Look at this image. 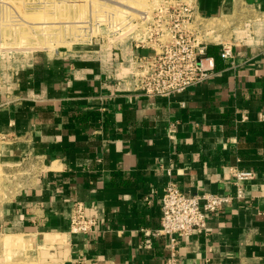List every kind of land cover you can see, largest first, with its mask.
I'll return each mask as SVG.
<instances>
[{
  "label": "crops",
  "instance_id": "0c3cea01",
  "mask_svg": "<svg viewBox=\"0 0 264 264\" xmlns=\"http://www.w3.org/2000/svg\"><path fill=\"white\" fill-rule=\"evenodd\" d=\"M191 4L203 21L254 18L260 35L232 45L228 60L222 43L208 45L212 75L182 93L142 95L91 47L35 51L1 84V162L36 164L0 206L7 245L21 238L34 263L166 264L167 241L143 249L140 230L160 226L167 182L190 195H233L237 169L254 173L244 197L180 238L177 264H264V0ZM74 202L96 218V233L69 232Z\"/></svg>",
  "mask_w": 264,
  "mask_h": 264
},
{
  "label": "rangeland",
  "instance_id": "374dc122",
  "mask_svg": "<svg viewBox=\"0 0 264 264\" xmlns=\"http://www.w3.org/2000/svg\"><path fill=\"white\" fill-rule=\"evenodd\" d=\"M176 1L0 0V86L10 78L18 62L25 64L35 51H45L52 56L57 50L91 47L95 51L100 49L96 55L107 63L117 48L125 49L134 44L150 46L151 40L158 37L163 41L168 35L157 32L163 20L155 14L162 6L178 4ZM145 13L148 20H145ZM245 14L248 15L247 12ZM252 20L254 18L249 17L198 20L196 27L207 45H235L260 35ZM124 54L126 56L127 52ZM125 72L122 68L121 74ZM1 161L0 206L13 196L12 193H16L19 184L26 182L25 178H33L36 169L32 159L28 164H22L19 170H15L17 167H4ZM24 166L26 170H23ZM8 187H11L9 192ZM5 238L0 228V264H53L51 260L44 261L43 255L39 262L34 263L29 260L32 255H23L26 245L21 238L19 244L13 245H7ZM21 255L23 258L17 259Z\"/></svg>",
  "mask_w": 264,
  "mask_h": 264
},
{
  "label": "built area",
  "instance_id": "2783aa9c",
  "mask_svg": "<svg viewBox=\"0 0 264 264\" xmlns=\"http://www.w3.org/2000/svg\"><path fill=\"white\" fill-rule=\"evenodd\" d=\"M176 2L178 4L162 6L156 11L155 16L163 20L157 32L168 35L163 41L158 37L151 40L150 46L131 45L136 50H148L147 54L130 52L125 58L117 48L110 56V61H115L120 70L129 69L121 79L129 73L133 89L146 97L167 98L205 82L212 75V58L206 53L208 45L196 27L201 19L191 0ZM145 15V20H148V15ZM219 55L223 60L230 59L232 45L222 44ZM231 175L235 186L233 195H190L168 181L160 197V226L154 230H140L143 235L141 248L151 249L155 240L165 239L169 250L166 264H177L179 239L202 233L211 215L219 212L225 204L244 197L243 184L254 177L249 170L232 169ZM97 230L96 218L86 215L81 202H74L69 210V232L94 234Z\"/></svg>",
  "mask_w": 264,
  "mask_h": 264
},
{
  "label": "trees",
  "instance_id": "16d2710c",
  "mask_svg": "<svg viewBox=\"0 0 264 264\" xmlns=\"http://www.w3.org/2000/svg\"><path fill=\"white\" fill-rule=\"evenodd\" d=\"M206 53H207V55H209V56H213V57H215V54H214L212 48H209V47H208Z\"/></svg>",
  "mask_w": 264,
  "mask_h": 264
},
{
  "label": "bare ground",
  "instance_id": "6f19581e",
  "mask_svg": "<svg viewBox=\"0 0 264 264\" xmlns=\"http://www.w3.org/2000/svg\"><path fill=\"white\" fill-rule=\"evenodd\" d=\"M109 1H110V0H109ZM127 1H129V0H127ZM114 3H115V2H114ZM120 3H121V2H120ZM111 4H112V3H111ZM115 4H116V3H115ZM115 4H114V5H115ZM115 6H116V5H115ZM130 7H131V4H130ZM132 7H134V6H132ZM134 8H135V7H134ZM130 12H131V11H130ZM138 15H139V14H138ZM94 16H95V15H94ZM48 22H50V21H48ZM58 22H59V21H58ZM60 22H61V21H60ZM60 22H59V23H60ZM30 23H32V22H30ZM30 23H29V24H30ZM71 23H72V22H70V25H71ZM41 24H43V23H41ZM39 25H40V23H39ZM48 26H49V25H48ZM50 26H51V25H50ZM36 27H37V26H36ZM74 27H75V26H74ZM112 27H113V26H112ZM114 27H115V26H114ZM117 29H118V28H117ZM43 43H44V41H43Z\"/></svg>",
  "mask_w": 264,
  "mask_h": 264
}]
</instances>
